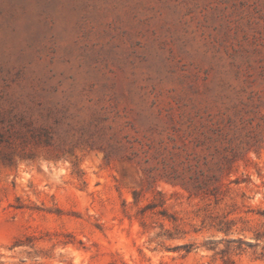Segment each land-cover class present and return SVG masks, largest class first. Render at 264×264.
<instances>
[{"label": "rangeland", "instance_id": "rangeland-1", "mask_svg": "<svg viewBox=\"0 0 264 264\" xmlns=\"http://www.w3.org/2000/svg\"><path fill=\"white\" fill-rule=\"evenodd\" d=\"M0 264H264V0H0Z\"/></svg>", "mask_w": 264, "mask_h": 264}]
</instances>
